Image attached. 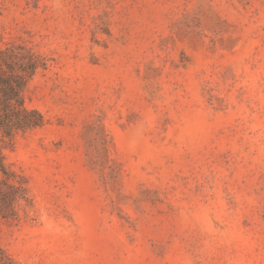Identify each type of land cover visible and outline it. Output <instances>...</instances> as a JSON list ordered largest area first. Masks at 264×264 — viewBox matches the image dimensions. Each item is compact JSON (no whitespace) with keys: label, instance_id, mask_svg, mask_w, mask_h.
Wrapping results in <instances>:
<instances>
[{"label":"rangeland","instance_id":"rangeland-1","mask_svg":"<svg viewBox=\"0 0 264 264\" xmlns=\"http://www.w3.org/2000/svg\"><path fill=\"white\" fill-rule=\"evenodd\" d=\"M0 58L15 264H264V0H0Z\"/></svg>","mask_w":264,"mask_h":264},{"label":"trees","instance_id":"trees-1","mask_svg":"<svg viewBox=\"0 0 264 264\" xmlns=\"http://www.w3.org/2000/svg\"><path fill=\"white\" fill-rule=\"evenodd\" d=\"M4 65L7 66L8 70L3 67ZM25 70L23 69V71ZM25 84L26 75L15 72L12 63H9L6 58H0V127L4 129V133L7 136H11L14 129L18 127L40 123V120H31L29 118L14 121L8 116L10 111L23 105L22 91ZM13 177V172L8 168L4 160L0 159V219L9 215V211L16 200L18 186L13 181ZM0 264H15L1 246Z\"/></svg>","mask_w":264,"mask_h":264}]
</instances>
